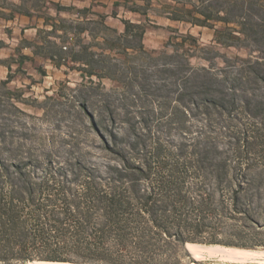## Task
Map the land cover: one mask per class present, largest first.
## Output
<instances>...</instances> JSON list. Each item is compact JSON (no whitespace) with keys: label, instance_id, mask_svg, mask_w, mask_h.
I'll return each mask as SVG.
<instances>
[{"label":"rangeland","instance_id":"obj_1","mask_svg":"<svg viewBox=\"0 0 264 264\" xmlns=\"http://www.w3.org/2000/svg\"><path fill=\"white\" fill-rule=\"evenodd\" d=\"M148 1L146 16L122 8L116 11L115 7L116 15L106 18V24L119 34L125 31L122 20L146 27L144 51L128 49L125 56L112 54V63L120 70V82L83 79L76 70L55 68L50 61L25 49V41L41 43L37 30L31 27L38 24L43 28L37 16H42L45 8L34 10L37 18L33 20L18 14L14 21L0 19V162L40 163L38 170L31 166L27 170L39 177L69 174L109 179L122 174L127 182L131 178L139 182V167L147 170L150 166L151 179L142 180L149 188L154 187L156 208L167 225L157 228L148 214L141 215L139 187L134 196L133 191L127 192L128 208L137 221L125 229L124 257L116 259L120 264H190L189 240L181 241L179 237L204 244L216 241L226 246L264 249V82L244 81L237 89L233 86V79L241 73L239 68L244 69L242 76L249 75L243 60L263 56L255 43L228 36L232 33L233 38L244 39L236 24L211 22L213 28H209L173 22L168 12L169 6L176 5L174 0ZM251 1L263 7L257 8L256 14L264 18V0ZM56 2L88 8L81 4L77 7L69 0ZM127 2L130 8L145 5V0ZM99 4L93 12L112 11V7L107 10ZM47 13L56 15L53 10ZM62 17L77 18L75 12L63 13ZM217 31L221 32L218 36ZM83 39L90 41L86 34ZM177 43L182 45L176 46L178 56L173 63L207 67L221 81L212 84L213 90L227 86L239 93H228L223 106L200 103L184 109L182 105L176 111V90L183 87L184 75L173 80L164 75L168 82H174L171 103L161 110L154 91L160 78L154 72L159 64L172 62L165 56L173 54ZM21 55L33 60L19 67ZM200 80L205 78L201 76ZM253 94L263 101L258 116L253 115L256 103L250 108L243 105L244 96L250 98ZM196 98L198 102L200 95ZM184 144L189 152L193 145L212 148L205 160L211 164L210 169L191 168L173 175L170 169L160 170V161L172 165L192 158L179 153ZM218 163L223 166L217 168ZM59 167L64 171L60 172ZM161 178L167 186L162 194L158 188ZM108 244L116 249L124 245L114 235Z\"/></svg>","mask_w":264,"mask_h":264},{"label":"trees","instance_id":"obj_2","mask_svg":"<svg viewBox=\"0 0 264 264\" xmlns=\"http://www.w3.org/2000/svg\"><path fill=\"white\" fill-rule=\"evenodd\" d=\"M20 1V4H15L3 0V6H0V19L14 21L18 14L33 20L36 17L33 11L45 8L46 12H43L42 16H37L38 20L42 19L43 28L38 24L31 27L37 30L41 43L25 41L24 48L30 49L34 56H41L50 61L55 68L66 67L69 70H76L83 79L95 77L98 80L111 79L120 82V70L117 64L112 63L114 60L112 54L125 56L128 49L144 51L143 38L146 27L142 24L122 20L125 31L119 34L106 24V15L95 13L92 8L66 7L52 0ZM174 1L176 5L169 6L171 11L168 12V18L173 22L209 28H213L211 22L238 25L240 27L238 32L244 39L233 38L232 33L228 36L238 41L255 43L259 55L263 57H257L254 61L253 56L243 60L250 70L249 75L242 76L244 69L239 68L241 73L233 79V86L237 89L244 81L245 84L264 82V18L256 14L259 13L257 8L263 9L258 1ZM118 6L119 4H115V7ZM149 6V1L145 0V5H139V8L129 7V10L146 16V9ZM6 9H9L8 14L5 12ZM50 10L56 15L47 13ZM73 12L77 16L75 20L62 17L63 13ZM113 14L116 15L115 12ZM89 15L92 18H89ZM24 31L25 29L22 30ZM220 33L217 31V36ZM85 34L90 39L89 42L84 41ZM50 38H55L58 42ZM217 41L225 43L218 37ZM178 45L181 46L182 43L175 44L173 54L165 56L172 62L159 64L155 68L154 73L160 81L155 85L154 91L157 93L161 110L171 103L174 82H168L164 75L170 76L171 80L182 73L184 75L183 87L176 90L175 102L179 103L175 104L176 111L180 110L182 105L184 109L186 106L190 108L191 105L198 106L200 103L223 106L228 93L232 95L239 93L238 90L228 89L227 86H220L215 93L211 86L220 80L215 78L207 67L193 68L188 64L173 63L174 57L178 56L176 47ZM19 59L17 60L19 67L25 61L33 60L27 55H21ZM8 67L11 70V67ZM42 74L45 75V72ZM201 76L205 78L202 82ZM197 95H200L198 102ZM252 103H256L257 109L253 115H260L263 101L259 100L256 94L250 98L244 96L245 108H250ZM178 151L180 154H190L192 158L182 163L176 161L172 165L160 161L159 169H170L172 175L176 171H190L191 168L193 171L210 169L211 164H207L205 160L213 151L212 148H198L197 145H193L189 152L188 146L184 144ZM38 165L40 163L33 165V161L0 162V264H24L30 261L120 264L116 259L124 257L125 229L137 221L136 214L128 208L127 192L133 191L131 195L134 196L138 187L141 215L148 214L152 218V224L157 228L167 225V221L160 216L156 208L157 201L154 196L157 194L152 193L154 187L149 188L148 184H145L151 179L150 166H147V170L139 167V182L135 178L127 182L122 174L117 178L102 179L92 176L79 178L69 174L39 177L27 173L29 166L38 170ZM215 166L221 168L223 165L218 163ZM58 170L64 171L63 167H59ZM142 177L146 181L142 180ZM164 184L163 178L158 180L160 194L167 188ZM112 235L118 242L124 244L121 248L116 249L108 244ZM179 239L189 240V243L186 242L188 244L198 243L192 238ZM216 243L210 241V244Z\"/></svg>","mask_w":264,"mask_h":264},{"label":"bare ground","instance_id":"obj_3","mask_svg":"<svg viewBox=\"0 0 264 264\" xmlns=\"http://www.w3.org/2000/svg\"><path fill=\"white\" fill-rule=\"evenodd\" d=\"M187 251L190 264H264V249L190 243ZM24 264H77L71 262L30 261Z\"/></svg>","mask_w":264,"mask_h":264},{"label":"crops","instance_id":"obj_4","mask_svg":"<svg viewBox=\"0 0 264 264\" xmlns=\"http://www.w3.org/2000/svg\"><path fill=\"white\" fill-rule=\"evenodd\" d=\"M52 1L56 2V0H52ZM58 1L62 2L63 0H58ZM69 1L73 2L74 5H76V6L78 4H81V5H83V7L92 8L93 10L95 8V4H98V3H101L98 5L99 7L100 6L105 7L107 10L110 7H112V11H110V13L106 12V14H103V15L107 16V19L111 17V14L114 11L113 9L115 8V4H119V6L116 7V11H118V9L122 8V9L130 12L129 7L127 6V4H128L127 0H69ZM134 13H137V12H134ZM32 29L36 30L35 28H32Z\"/></svg>","mask_w":264,"mask_h":264}]
</instances>
